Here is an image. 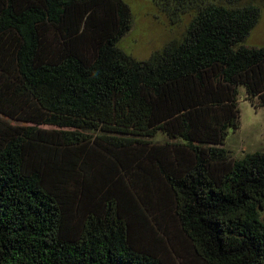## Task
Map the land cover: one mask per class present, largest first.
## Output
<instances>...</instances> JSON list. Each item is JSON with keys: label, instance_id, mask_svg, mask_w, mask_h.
<instances>
[{"label": "trees", "instance_id": "1", "mask_svg": "<svg viewBox=\"0 0 264 264\" xmlns=\"http://www.w3.org/2000/svg\"><path fill=\"white\" fill-rule=\"evenodd\" d=\"M256 1L154 0L191 21L138 61L124 0H0V264H264Z\"/></svg>", "mask_w": 264, "mask_h": 264}, {"label": "rangeland", "instance_id": "2", "mask_svg": "<svg viewBox=\"0 0 264 264\" xmlns=\"http://www.w3.org/2000/svg\"><path fill=\"white\" fill-rule=\"evenodd\" d=\"M132 12L134 24L131 31L120 41L119 47L138 61H145L155 52L162 51L170 43L181 40L191 16H186L180 23H173L163 13L154 0H124ZM261 8L258 24L246 40V45L264 46V0H257ZM245 90L240 94V129L231 131L226 147L233 156L241 158L245 154L264 149V108L252 105L246 99ZM164 134H159L155 141H166Z\"/></svg>", "mask_w": 264, "mask_h": 264}]
</instances>
